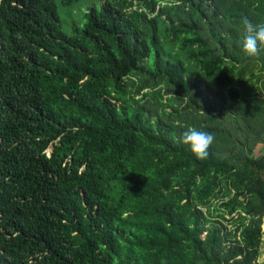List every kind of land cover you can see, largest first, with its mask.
Returning a JSON list of instances; mask_svg holds the SVG:
<instances>
[{"label": "trees", "instance_id": "1", "mask_svg": "<svg viewBox=\"0 0 264 264\" xmlns=\"http://www.w3.org/2000/svg\"><path fill=\"white\" fill-rule=\"evenodd\" d=\"M242 17L264 0H0V264H258L264 51Z\"/></svg>", "mask_w": 264, "mask_h": 264}, {"label": "clouds", "instance_id": "2", "mask_svg": "<svg viewBox=\"0 0 264 264\" xmlns=\"http://www.w3.org/2000/svg\"><path fill=\"white\" fill-rule=\"evenodd\" d=\"M175 4L179 0H173ZM243 26L242 51L248 57H256L264 51V23H253L247 17L241 18ZM215 137L211 132L187 127L181 135V142L189 145L190 150L198 159H205L208 149Z\"/></svg>", "mask_w": 264, "mask_h": 264}, {"label": "crops", "instance_id": "3", "mask_svg": "<svg viewBox=\"0 0 264 264\" xmlns=\"http://www.w3.org/2000/svg\"><path fill=\"white\" fill-rule=\"evenodd\" d=\"M263 246H262V250H260V257L258 260V264H264V238H263Z\"/></svg>", "mask_w": 264, "mask_h": 264}, {"label": "rangeland", "instance_id": "4", "mask_svg": "<svg viewBox=\"0 0 264 264\" xmlns=\"http://www.w3.org/2000/svg\"><path fill=\"white\" fill-rule=\"evenodd\" d=\"M263 149H264L263 145L258 146V147L255 149V155H256V156H260V155H262V154H263V151H262Z\"/></svg>", "mask_w": 264, "mask_h": 264}]
</instances>
